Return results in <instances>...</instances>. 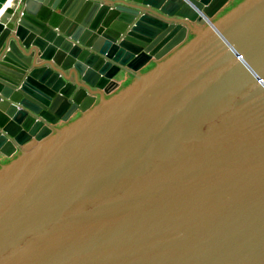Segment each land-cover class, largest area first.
Returning a JSON list of instances; mask_svg holds the SVG:
<instances>
[{
	"label": "water",
	"instance_id": "1",
	"mask_svg": "<svg viewBox=\"0 0 264 264\" xmlns=\"http://www.w3.org/2000/svg\"><path fill=\"white\" fill-rule=\"evenodd\" d=\"M0 264H264V0H5Z\"/></svg>",
	"mask_w": 264,
	"mask_h": 264
},
{
	"label": "crops",
	"instance_id": "2",
	"mask_svg": "<svg viewBox=\"0 0 264 264\" xmlns=\"http://www.w3.org/2000/svg\"><path fill=\"white\" fill-rule=\"evenodd\" d=\"M5 0H0V5L4 4Z\"/></svg>",
	"mask_w": 264,
	"mask_h": 264
}]
</instances>
